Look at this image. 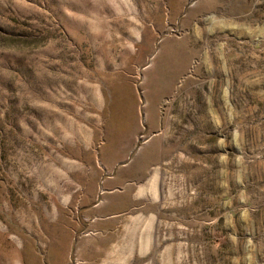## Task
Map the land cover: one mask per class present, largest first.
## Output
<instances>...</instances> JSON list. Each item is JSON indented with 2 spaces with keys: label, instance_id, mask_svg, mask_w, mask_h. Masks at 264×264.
<instances>
[{
  "label": "rangeland",
  "instance_id": "obj_1",
  "mask_svg": "<svg viewBox=\"0 0 264 264\" xmlns=\"http://www.w3.org/2000/svg\"><path fill=\"white\" fill-rule=\"evenodd\" d=\"M0 264H264V0H0Z\"/></svg>",
  "mask_w": 264,
  "mask_h": 264
}]
</instances>
